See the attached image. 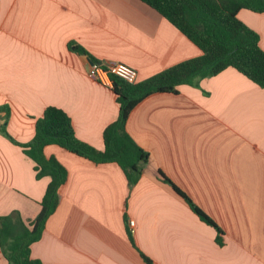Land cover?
Here are the masks:
<instances>
[{"label":"crops","instance_id":"crops-1","mask_svg":"<svg viewBox=\"0 0 264 264\" xmlns=\"http://www.w3.org/2000/svg\"><path fill=\"white\" fill-rule=\"evenodd\" d=\"M238 17L264 50V13L242 9ZM69 43L101 63L132 66L138 82L202 53L141 0H0V106L10 109L7 130L20 144L32 140L36 120L55 106L67 112L80 140L104 148L103 132L119 116L112 82L93 79L90 58ZM126 129L150 154L133 187L115 163L45 147L68 180L31 245L32 258L146 264L142 252L153 264H264V88L228 68L181 84L177 93L148 96ZM159 171L222 228L223 246ZM49 182L0 131V216L17 210L34 219Z\"/></svg>","mask_w":264,"mask_h":264},{"label":"trees","instance_id":"trees-1","mask_svg":"<svg viewBox=\"0 0 264 264\" xmlns=\"http://www.w3.org/2000/svg\"><path fill=\"white\" fill-rule=\"evenodd\" d=\"M141 1L178 28L201 49V55L182 61L140 82L128 83L110 74L112 89L119 104V116L105 128L104 148L101 150L80 140L67 112L55 106L46 108L44 114L36 120L32 140L20 144L7 130L10 109L0 106V131L31 158L38 179L50 178L40 210L34 219L24 220L17 210L0 216V251L5 264H44L31 257V245L40 240L48 218L59 204V188L68 180L65 166L55 156L45 155L46 146L58 145L95 164L115 163L123 170L133 187L142 176L143 166L149 162L150 154L134 142V138L127 132L126 122L134 107L145 98L158 92L177 93L181 84L192 85L197 78L216 76L228 68L237 70L252 83L264 88V50L260 46V37L238 17V12L242 9L264 13V0ZM68 48L72 52L88 56L95 64H101L77 43H69ZM1 113H5L3 117ZM159 177L162 182L171 185L201 221L216 229V243L223 246L222 228L162 171H159ZM129 237L132 241L130 233ZM141 258L146 264H153L142 252Z\"/></svg>","mask_w":264,"mask_h":264},{"label":"built area","instance_id":"built-area-1","mask_svg":"<svg viewBox=\"0 0 264 264\" xmlns=\"http://www.w3.org/2000/svg\"><path fill=\"white\" fill-rule=\"evenodd\" d=\"M137 73V70L132 66L115 62L101 64L93 63L92 71H90L92 78L100 82H105L108 79L110 80L109 75L114 74L116 77L128 83H135L137 81ZM129 225L131 227V232H133L135 229V221L130 220Z\"/></svg>","mask_w":264,"mask_h":264},{"label":"water","instance_id":"water-1","mask_svg":"<svg viewBox=\"0 0 264 264\" xmlns=\"http://www.w3.org/2000/svg\"><path fill=\"white\" fill-rule=\"evenodd\" d=\"M90 62L93 64L92 60H90Z\"/></svg>","mask_w":264,"mask_h":264}]
</instances>
